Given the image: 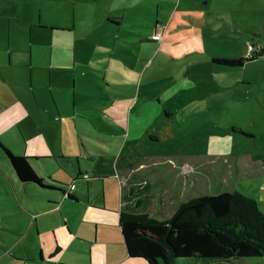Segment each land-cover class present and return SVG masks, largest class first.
<instances>
[{"label": "rangeland", "instance_id": "rangeland-1", "mask_svg": "<svg viewBox=\"0 0 264 264\" xmlns=\"http://www.w3.org/2000/svg\"><path fill=\"white\" fill-rule=\"evenodd\" d=\"M34 3L35 14L38 15V4L42 1L34 0ZM122 8L125 10V22L122 24L123 30L119 31L120 36L117 38L115 31L109 30L107 36L97 34L98 40L93 38V29L101 32L102 28L98 26L102 21L108 15H114L112 13H122ZM39 15L44 20H57L74 26L70 33H62L63 40L49 36L50 41L58 43L54 49L66 54L62 62L65 65L64 79L61 73L59 75V82L66 86L61 90L55 84L51 90L56 101L60 103L61 114L66 117L64 120L56 118V122L50 123L49 136L51 141L57 142L59 146V152L56 153L57 162L54 164L65 170L67 168L68 171L70 169L69 173L73 175V178L64 175L60 185L66 188L71 183L77 185L79 199L74 203L66 200L62 209L38 217L42 224L45 221L48 224H57L60 221L62 225L69 227L71 232L81 233L89 238H81L88 243L79 244L74 241L78 249L82 245L85 248V255L81 254L77 261L89 262L91 249L92 260L103 263L108 256L116 258L118 251L121 252V247L117 244L120 241V233L111 227H100L104 234L100 232L96 236L94 223L87 222L84 214L88 212L89 207H93L94 212L102 211L100 209L104 204V196L107 205L118 209L121 195L117 196L116 191L117 187L120 188V178L125 174L123 168L128 166V163L149 160L150 156L159 154L163 163L151 171L163 176L168 173L171 160L183 163L189 161L192 156L197 158L196 155L202 154L206 149V137L214 131L215 124L220 127L224 124L227 133L231 130V124L238 117L232 101L234 95L242 92L240 97H247L246 91L253 93L254 90L250 88L255 86L260 90L259 97L264 99V0H48V8L42 9ZM154 28L164 35V47L161 50V42L150 39ZM34 30L32 42L45 43L48 38L37 34L39 29L35 26ZM249 44L252 45V50L248 48ZM190 49V52L197 53L192 54L195 57L187 58L185 52ZM107 50L113 53L102 56L97 54ZM178 53L184 57L176 58ZM255 53L261 55L241 66L221 65L211 59L214 56L222 59L238 58ZM73 54L77 57L75 61ZM204 55L209 56L204 58ZM107 56L113 66L108 71L102 69L99 72V68L105 65ZM93 67L97 69L93 71ZM73 75L76 76L75 89L71 88L74 83ZM54 76H57L55 72L52 73V78ZM124 82L127 86L120 88ZM68 83L71 87H67ZM46 94L44 91L43 96L46 97ZM131 95L139 99L144 95L154 97L151 101L155 108H161V117H155V121L147 126V131H152V138L143 136L145 138L127 139L125 119L117 118L113 114L124 112V107L128 105L124 96ZM48 96L52 97L50 93ZM222 98L226 99V113L221 120H212L214 115L220 114L216 102ZM207 106L215 112L205 110ZM176 107L180 110L176 111ZM52 108L53 116H59L55 107ZM70 108L81 113V116H75ZM183 113L190 118L184 120ZM178 115L181 118H177ZM206 124L210 125L209 129ZM96 134L105 136L106 140L95 136ZM156 135L160 136V139H153ZM234 136V142L229 136L226 137L224 150H227L225 155L229 162L226 161L224 175L221 172V164L214 160L217 157L213 156V152L210 153L212 156L208 178L211 179L212 190L208 189L205 194L219 193L216 189L219 182L223 184L221 180L224 178L232 185L228 186L227 190L232 189L238 181L239 185L235 187L253 195L255 199L257 197L264 210V190L258 187L261 179L258 180L246 172L239 178L235 169L229 166L234 156L231 152L253 153L257 146L264 149V133L253 142L242 141L240 133ZM262 151L264 153V150ZM62 155L79 158L82 169L92 171L93 166V179L89 180L90 193L87 194L85 180L74 177L75 170L71 168L69 159ZM30 161L37 171H42V167L38 168L40 165L36 160ZM61 171L58 169V172ZM209 179L206 175L199 178L194 186L195 192L207 189ZM34 195H38L35 189ZM58 196L61 200L57 205L65 200L61 193ZM24 197L27 203L33 201L26 192ZM87 197L90 202H87ZM61 215L64 221L60 220ZM8 217L17 218V227L20 229V213ZM35 234L36 229L33 227L30 235ZM73 250L75 247L70 248L60 260L45 261V264H77ZM4 260L0 259V264H3ZM186 262L189 261H177L176 264H192V261ZM13 264L40 263L36 256L33 261H19ZM233 264H264V255L242 259Z\"/></svg>", "mask_w": 264, "mask_h": 264}, {"label": "crops", "instance_id": "crops-1", "mask_svg": "<svg viewBox=\"0 0 264 264\" xmlns=\"http://www.w3.org/2000/svg\"><path fill=\"white\" fill-rule=\"evenodd\" d=\"M40 1L42 3L38 4V15H36L34 0H0V259H5L3 264H13L19 261H33L37 256L38 262L45 264V261L60 260L70 248L75 247L73 254H75L76 259L74 260L77 264H144L145 261L142 258L130 257L127 254L118 228L119 212L121 210L144 212L152 217L162 219L170 216L179 203L195 195L205 194L208 192V189L212 190V182L208 178L210 177L209 165L212 156L210 153L213 152V156L217 157L214 160L221 164V172L224 175L227 161L225 155L227 150H224L226 137L229 136L234 142V134L239 133L238 129L244 132L240 133L242 135L240 137H243L241 138L243 139L242 141L253 142L260 137V134L264 133V99L259 97L260 90H257L255 86L250 88L254 90L253 93L246 91L247 97H240L242 92L238 93L239 95H234L232 101L233 105H235L234 111L238 117L231 124V130L227 133V127L224 124L221 127L215 124L214 131L206 137V149L202 151V154L196 155L197 158L192 156L189 161H184L183 163H180V161L176 162L175 160L172 162L171 160L172 163L168 164L169 171L168 173H164L163 176L151 171L163 163L159 154L150 156L149 160L128 163V166L123 168L125 174L120 178V188L117 187L116 191L117 196L118 194L121 195L118 209H113L115 207L107 205L104 196V204L102 209H100L102 211L94 212L93 207H89L88 212L84 214L87 222L94 223L96 236L100 232L104 234L99 229L100 227H111L119 231L120 241L117 244L121 247V252L118 251L116 258L108 256L105 262L97 263L92 260V251L90 249L89 262H79L77 258L81 257V254L85 255V248L82 245L78 249L77 244L76 248L74 241H78L79 244L88 243V241L81 238H89L81 233L71 232L69 227L62 225L60 221L57 224H48L46 221L42 224L38 217V215H44L48 212L55 213L54 211L57 209H62V205L66 200L74 203L79 199L77 193L78 186L75 185L71 190L74 198H66L57 205L58 201L61 200L60 196H58L61 191L58 188L63 187L60 185L63 176L68 175V177L73 178V175L69 173L70 169L68 171L67 168L65 170L63 167L60 168L54 164V162H57L58 156H56V153L59 152V146L57 142L51 141L49 136L51 130L50 123L56 122V118L64 120L66 117L61 114L60 103L56 101L54 93L51 91L55 84L61 90L66 86L62 84L63 82H59L60 73L64 79L65 65L62 62H64L66 54L64 51L54 49V46L58 45V43L50 41L49 36L63 40L62 33H70L74 26L73 24L67 25L57 20L49 21L42 19L39 12L42 9L48 8V0ZM124 12L125 10L122 13L120 11V13L115 12L112 13L114 15H108L98 26L102 28L101 32H97L96 28L93 29V38L98 40L96 38L97 34L98 36L103 34L107 36L106 33L110 32L109 30H114L118 38L120 36L119 31L123 30L122 24L125 22L123 19ZM19 21L21 24H19ZM34 26L39 29L36 32L37 34L45 35L48 38L45 43L32 42L33 34L35 33ZM154 32H157L156 28H154ZM163 40V34L160 40H153L161 42L160 50L164 47ZM109 50L111 49L109 48ZM109 50L97 52V54L102 56L113 53L108 52ZM190 51L192 50L190 49L185 52L187 58L197 53ZM207 56L204 55L203 57L208 58ZM73 57L75 61L77 59L76 55L73 54ZM181 57L184 56H181L179 53L176 56V58ZM144 64L146 65V63ZM112 66L113 64L107 56L105 65L99 68V72L102 69L103 71H108ZM96 69L93 67V71ZM53 72L57 76L52 78ZM99 72L97 70V73ZM72 80L74 81L72 83L73 87L70 86V83L67 84V87L75 89L77 86L75 75L72 76ZM124 84L125 82L123 85H120V88L127 86V84ZM44 91L47 93L46 97L43 96ZM49 93L52 97L48 96ZM124 98L128 103L123 109L124 112H113V114L117 118L123 117L125 119V137L127 139H136L137 137L151 136L150 138H152V131H147V126L152 121H155V117L159 118L162 115L161 108H155V104L151 101L155 98L146 95L140 99L133 97V95L124 96ZM216 103L220 114L214 115L212 120L219 121L224 117L227 110L226 99H219ZM53 106L56 109L55 112L59 115L57 117L53 116ZM70 110H72L75 116H81V113L73 110V108H70ZM179 110L176 107V111ZM205 110L215 112L213 108H208V106ZM167 111L171 112L170 109H167ZM165 113L167 112L165 111ZM182 116L184 120L190 118L185 113ZM177 118L181 117L178 115ZM209 120H211V117H209ZM205 126L208 129L210 127L209 124ZM95 136H101V139L105 138L103 135L96 134ZM155 138L160 139V136L156 135L153 139ZM76 143L77 141H75ZM62 145L65 147L64 144ZM3 147L17 155H29L27 157L31 166L47 186H41L32 181H20ZM262 150H264L262 147L257 146V149L253 153L231 152L230 154L234 156L229 166L235 169L239 178L243 176V172H246L258 180L261 179L258 187L264 190V153ZM32 154L35 155L31 156ZM62 156L69 159L71 168L76 173L74 177L85 180L87 194L88 192L90 193L89 180L93 179V166L91 167L92 171L85 170L80 166L79 158H73L69 155ZM32 159L39 163L40 166L38 168L42 167V171L36 170L32 161H30ZM167 159L169 160L170 158ZM54 165L55 168L53 169ZM58 169L62 171L58 172ZM217 172L219 173L220 169ZM84 173H88L90 178L84 179L82 177ZM205 175L209 179L208 184H206L207 189L195 192V183ZM221 182L223 184L219 182V187L216 189L218 190L217 192L226 191L228 186H232L227 183L225 178ZM238 185L237 181L236 185L227 191H241L235 187ZM34 189L38 192L37 196L34 195ZM25 192L30 200H33L32 202L27 203L24 197ZM256 200L259 208L264 213L257 197ZM34 201L38 203H34ZM19 202L21 203L20 206ZM87 202H90L89 197H87ZM22 211L25 213H22ZM19 213L22 216L20 229L17 227L18 219L8 217ZM60 218V220L63 219L64 221L62 215ZM33 227L36 229V234L31 236L30 232ZM177 261H192V264L208 263L203 260L178 259L174 264Z\"/></svg>", "mask_w": 264, "mask_h": 264}, {"label": "trees", "instance_id": "trees-1", "mask_svg": "<svg viewBox=\"0 0 264 264\" xmlns=\"http://www.w3.org/2000/svg\"><path fill=\"white\" fill-rule=\"evenodd\" d=\"M258 55L261 53L238 58L214 57L212 61L241 66ZM3 149L20 181L47 186L27 156ZM70 185L58 188L64 199L74 198ZM118 220L127 254L142 258L144 264H174L178 259L233 264L264 255V213L254 197L239 190L195 195L162 219L121 210Z\"/></svg>", "mask_w": 264, "mask_h": 264}, {"label": "built area", "instance_id": "built-area-1", "mask_svg": "<svg viewBox=\"0 0 264 264\" xmlns=\"http://www.w3.org/2000/svg\"><path fill=\"white\" fill-rule=\"evenodd\" d=\"M161 38H162V33H160L159 31L154 32L151 35V39H153V40H160ZM248 48L251 49V50L253 49L252 45H250V44L248 45ZM82 177L83 178H87V177H89V174L88 173H84V174H82ZM74 187H75L74 184L70 185L69 190H72Z\"/></svg>", "mask_w": 264, "mask_h": 264}]
</instances>
